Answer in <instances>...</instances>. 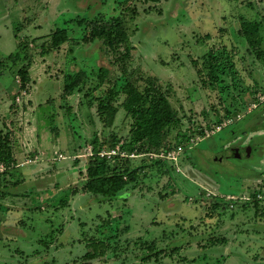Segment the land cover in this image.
Masks as SVG:
<instances>
[{
    "label": "rangeland",
    "instance_id": "rangeland-1",
    "mask_svg": "<svg viewBox=\"0 0 264 264\" xmlns=\"http://www.w3.org/2000/svg\"><path fill=\"white\" fill-rule=\"evenodd\" d=\"M240 16L264 17V0H0V130L13 133L17 162L36 153L38 159L20 164L19 184L0 199V264H83L89 237L110 239L104 258L92 264H264V60L236 34ZM96 17L123 23L130 49L124 73L99 42L83 41L87 28L77 21ZM57 28L66 29L68 41L42 54ZM19 42L28 46L25 91L18 87L20 64L7 58ZM208 52L232 68L222 65L211 78ZM101 66L108 73L99 84ZM65 74L81 76L66 98ZM127 81L139 90L154 85L170 105L169 144L186 134L192 146L175 162L153 157L161 149L128 157L132 167L155 168L110 203L69 194L83 178L93 136L128 137L131 119L122 109L110 127L96 113L99 100H123ZM58 154L65 158L41 161ZM157 160L166 167L157 170ZM216 198L232 207L210 212ZM103 221L110 225L100 227ZM209 234L224 244L210 247ZM44 237L46 247L37 243ZM152 240L156 248L181 245L179 254L143 260L140 245Z\"/></svg>",
    "mask_w": 264,
    "mask_h": 264
},
{
    "label": "trees",
    "instance_id": "trees-1",
    "mask_svg": "<svg viewBox=\"0 0 264 264\" xmlns=\"http://www.w3.org/2000/svg\"><path fill=\"white\" fill-rule=\"evenodd\" d=\"M159 1L160 0H124L126 3L143 2L150 4H157ZM77 22L83 24L85 29L87 28V33L84 34L83 41L87 44L99 42L102 47V53L106 57L110 56L113 58L114 63L119 64L120 70L124 73L126 70L124 67V60L129 56L130 49L127 47L128 36L121 20L118 17H111L109 19L96 17L92 20L80 19ZM236 34L243 39L248 53L259 61L264 60V17L250 20L240 16ZM68 39L66 29L57 28L49 35V44L45 48H42L41 53L46 54L52 50L58 49L61 45L66 43ZM27 50V44L19 42L16 45L15 52L10 53L7 57L13 64H20L16 71L19 79V91L27 90L26 87L29 83L27 67L29 64L23 63L24 61L28 62ZM207 57H209V59H207ZM207 57L205 61L212 68L209 71V75L213 79L220 75L218 72L223 68L222 65L225 67L229 66V68L233 66L225 60L226 58H221L219 63L215 61L212 62L214 60V55L209 52L207 53ZM98 72L100 78L98 83L102 84L105 80V76H107L108 69L101 66ZM210 77H208V79L211 80ZM80 78L81 76L64 75L62 94L65 98L72 95L75 89H78V85L81 84ZM251 93H253V91H251ZM121 94L124 95V97L119 103H113L115 101V96H110L106 100L97 101L96 113L100 122H102L104 126L110 127L113 125L118 110L122 109L131 119L128 137L121 139L117 138L115 135H110L107 141H101L96 136H93L89 144L91 155L86 157L83 178L78 185L79 187H73L69 194L74 195L77 192H81L82 194L94 197L97 199L98 203H110L115 200L125 188L130 185H136L139 180L144 178V171H148V168H155V166L151 164L132 167L127 157H121L119 155L113 156L108 160L98 155L101 149L114 148L117 145L119 151L141 154L153 151L157 153L160 149L170 150L179 145L187 147L191 144L189 142L192 138L190 135L186 134H176L174 138L175 143L169 144L167 137L169 127L164 117L169 111L170 105L167 98L161 92H158L154 85H148L146 88L139 90L135 84L127 81L122 86ZM63 96L62 98H64ZM89 104L92 105L91 103ZM199 133L202 135L203 132L199 131ZM13 141L14 135L11 131L2 132L0 130V164L3 165V170L0 171V177H2L0 181V199L8 193V187L10 189H15L20 182L18 178L20 175L17 172L19 168L17 167V162L13 154ZM156 163L160 164V166L157 165V170L160 169L159 167H166L164 164L166 162L163 160H157ZM165 173H168L167 169H165L164 173L161 172L160 174L164 176ZM5 176L10 178L4 182L3 177ZM15 177L17 178L16 180H11ZM161 197L165 198L166 196L162 195ZM252 197L255 199L257 196L254 193ZM218 199L219 198L214 199L215 201L210 206V212L227 206L224 202L226 201L224 198L219 200V202ZM67 201V197H64L58 201V204L64 206L67 204ZM234 201L246 205L251 200L245 199V202H240L239 198H234ZM259 201L260 198H256V200L253 201L255 204H253V206H256ZM227 204V207H232L231 201ZM103 222L104 223H102L100 227L106 226V224L110 225L108 221L107 223H105V221ZM214 237L215 236L211 234L207 235L210 247L224 244L222 238ZM47 241L48 240L44 237L38 240L37 243L46 247L49 245L50 238L49 241ZM86 242V250L81 257L83 264H92L94 260L103 259L106 252L110 249L109 238L89 237ZM155 244L153 240L149 242L143 241L141 243L140 247L146 251L143 260L147 261L152 259L153 261H158L165 257L172 258L174 254H179V248L181 247V245H174L156 248ZM197 246L203 247V245L201 246L200 244H197Z\"/></svg>",
    "mask_w": 264,
    "mask_h": 264
},
{
    "label": "built area",
    "instance_id": "built-area-1",
    "mask_svg": "<svg viewBox=\"0 0 264 264\" xmlns=\"http://www.w3.org/2000/svg\"><path fill=\"white\" fill-rule=\"evenodd\" d=\"M189 143H191V144H189L188 148H190L192 146V139H191V141ZM185 148H187V147L179 145V146H176V148H173V149H170V150H162V152L160 154H155V155H153V157H160V158H164V159L169 160V162H175L177 155L180 152L184 151ZM89 155H91L90 148L87 149V151L84 154V156H89ZM98 155L100 157H105L106 159L110 160L113 156H116V155H119L121 157L133 158V157H136V156H149L150 153H147V154H139V153H136V152L127 153L125 151H119L118 146L116 145L114 148L101 149L99 151ZM59 158H61L60 155H59ZM28 162H30V161H28ZM2 170H3V165L0 164V171H2ZM230 199H234V198L230 197Z\"/></svg>",
    "mask_w": 264,
    "mask_h": 264
},
{
    "label": "crops",
    "instance_id": "crops-1",
    "mask_svg": "<svg viewBox=\"0 0 264 264\" xmlns=\"http://www.w3.org/2000/svg\"><path fill=\"white\" fill-rule=\"evenodd\" d=\"M0 89H1V85H0ZM60 154H58L57 155V157H45L44 159H42L41 161H46L47 162V160L48 159H50L51 161H57V160H61L62 158H65V157H63L62 155H60L61 156V158H58V156H59ZM34 158L32 157V158H27V159H25L23 162H17V167L19 168L20 166H22L23 164H27V163H37L36 161H38V159H37V153L36 154H34ZM28 161H30V162H28ZM23 163V164H22ZM20 164H22V165H20ZM226 244H228V242L226 243Z\"/></svg>",
    "mask_w": 264,
    "mask_h": 264
},
{
    "label": "water",
    "instance_id": "water-1",
    "mask_svg": "<svg viewBox=\"0 0 264 264\" xmlns=\"http://www.w3.org/2000/svg\"><path fill=\"white\" fill-rule=\"evenodd\" d=\"M245 152H247L246 154H247V156H248V154H249V153H248V152H249V149L246 148V149H245Z\"/></svg>",
    "mask_w": 264,
    "mask_h": 264
}]
</instances>
